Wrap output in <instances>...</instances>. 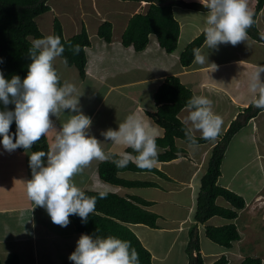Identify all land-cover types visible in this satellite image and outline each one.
<instances>
[{
    "label": "crops",
    "instance_id": "crops-1",
    "mask_svg": "<svg viewBox=\"0 0 264 264\" xmlns=\"http://www.w3.org/2000/svg\"><path fill=\"white\" fill-rule=\"evenodd\" d=\"M57 1L59 0L48 2L49 5L52 4L47 12L51 23L54 24L55 18L60 19L66 39L79 34L83 28L90 37V45L85 50V76L82 78L77 68L69 66L57 55L52 44L51 48L41 49L61 79L64 93L59 96L43 89L40 96H36L30 89L26 103L40 118L46 133L52 131L51 137L54 136L55 143L58 146L65 145L68 149L61 154L59 163L53 166L51 174H47L41 187L38 182L31 181L34 186L32 191L36 194L28 201L24 194L27 187H32L30 179H21L20 188L15 191L11 185L4 189L2 185L13 181L14 176L7 171L10 170L9 167L0 166V246L13 240L20 244L13 249L19 254L21 264H41L42 254L47 256L48 261H43V264H56L57 253L60 255L58 260H62L60 263L58 261V264L78 261L65 257V253L70 250L69 240L87 236L76 232L66 211L70 189H76L116 193L123 197L137 196L154 203L146 208L160 216L158 227L153 230L170 231L176 239L181 233L195 230L206 264H214L221 258L225 259L224 264H243L247 257L260 260L264 264V237L253 227L257 221L264 219V191L261 190V185V189L251 185L252 175L245 176L234 166L224 172L225 175L229 173L226 184H220L218 181V184L225 188L233 190L232 188L236 187L237 190L233 191L245 198L246 205L241 210L233 208L223 197L216 200L217 205L237 212V218L231 220L214 216L206 223L197 225L193 218L197 209L196 179L206 170L210 152L221 142L232 122L245 121L244 127L237 134L247 132L246 136L254 146L258 161L256 169H260L261 177L264 175V160L261 158V155H264V110L246 124L247 116L254 112L255 107L251 108V112H247V109L256 106L260 95L264 96V55L259 50L264 49V42L254 40L243 29H250L247 20L254 12L257 0H197L210 6L206 7L205 12L213 16L214 22L209 20L212 22L208 26L211 29L210 36L189 67L182 65L181 54L194 39L208 30L196 31L193 35L194 26L189 17L190 11L186 17L175 14L177 22L183 28V31L180 28L178 48L175 52L168 53L162 48L155 35L150 36L143 51H137L133 46L126 47L121 43V37L133 17L128 15V10L131 9V3L136 2L63 0L62 3L53 5ZM107 1L112 3L111 6L107 5ZM174 1L182 0H167L166 4H173ZM195 1L190 2L196 3ZM71 4V9H66V6ZM249 5L251 9H248ZM198 9L199 7L195 8ZM89 10H92L90 19L85 18ZM76 11L80 16L75 15ZM108 21L113 25V40L110 43L98 36L99 27ZM97 22L91 32L90 24ZM67 26L72 27L70 29ZM256 28L264 34V8L256 19ZM52 36L53 27L50 34L51 43ZM41 44L43 43L38 46ZM169 76L179 77L182 84L194 93L211 116V122L208 124L187 107L178 115L180 120L189 127L194 136L211 135L213 138L200 145H190L176 139L177 147L182 148L185 153L178 159L160 163L158 166L170 181L150 172L125 171L118 173L119 178L154 183L157 187L126 188L111 185L109 189L100 191L97 186H106L101 184L103 181L99 177L98 168L103 161L110 159L111 153H117L118 146L126 150L133 146L131 144L136 145L141 141L163 136V129L149 113L156 112L154 95ZM47 113L50 115L47 116ZM194 128H197L196 131ZM261 142L263 147L260 146ZM75 147H78L75 161L71 171L66 174V182L63 183L59 175ZM0 150L3 148L0 147ZM159 153L160 148L154 147L148 152H142V155L153 156ZM226 157L227 154L223 161L222 174L223 168L227 166ZM51 160L50 158L49 163ZM79 174H83L81 182L76 180ZM239 177H242L241 181L238 180ZM106 185L110 186L107 183ZM253 188H256V191ZM140 189L148 190L149 193L144 197L138 196L136 193ZM178 196H181L180 201H177ZM44 197H48V200L41 205L39 211L37 209ZM11 214L16 215V218L10 219ZM243 220L244 224L240 225ZM229 225L236 226L240 235L239 241L233 242L230 247H224L208 239L207 227ZM26 228L28 236L24 235ZM201 230L204 232V239L218 245L219 249L214 250L207 242L202 241ZM19 233L21 234L18 237H14V234ZM141 242L151 252L155 264H164V254H155L148 243L143 240ZM152 244L159 247L156 241ZM188 244L189 242L187 246ZM247 244L246 254L247 248L244 247ZM20 246L28 249L22 253ZM78 250L75 251L77 256ZM184 262L188 263L187 257Z\"/></svg>",
    "mask_w": 264,
    "mask_h": 264
},
{
    "label": "trees",
    "instance_id": "trees-1",
    "mask_svg": "<svg viewBox=\"0 0 264 264\" xmlns=\"http://www.w3.org/2000/svg\"><path fill=\"white\" fill-rule=\"evenodd\" d=\"M48 1L51 0H0V141L12 144L21 152L31 151L44 164H48L51 157L45 127L33 108L16 93L13 83L22 81L36 96H40L43 89L63 96V83L38 46L45 41V35L40 30L37 18L50 11ZM122 1L138 3L141 0ZM145 1L151 3L147 12L138 13L130 19L122 36V44L143 51L149 43V36L155 35L162 48L168 53L175 52L178 48L180 25L174 17L173 4H166L165 0ZM263 8L264 0H257L255 11L247 20L250 29L243 27L254 40L261 42H264V35L257 30L256 19ZM210 33V30L206 31L186 47L180 56L184 67L192 65ZM98 35L106 42H112V23H103L98 29ZM89 44V35L85 28L81 33L66 39L62 22L59 18L54 19V51L69 66L77 68L82 78L85 76L87 64L85 47ZM154 101L157 110L149 115L163 129V136L130 146L124 154L111 153L110 159L103 161L98 168L101 181L126 188L157 187L154 183L121 179L118 173L150 172L170 181L158 166L160 163L178 159L185 153L182 148L177 147L176 139L190 145H200L213 138L211 135L194 136L178 117L184 108L189 107L206 123L211 122V116L204 105L182 84L179 77H167L156 91ZM252 107H255L253 113ZM263 110L264 96L260 95L256 106L247 109L251 113L246 122ZM244 125L245 123L239 121L232 122L222 141L208 156L207 172L198 181L200 187L196 199L195 220L199 224L206 223L214 216L231 220L237 218V212L216 204L218 197H223L237 210L245 208L246 200L243 196L218 184L230 142ZM154 147L162 149L163 152L153 156L142 155V152H148ZM69 198L66 211L76 232L106 241L113 252L112 257L107 259L98 247L80 249L77 254L82 264H155L151 252L131 229V225H144L152 229L158 227L160 216L146 209L154 203L137 196L123 197L116 193L76 189H70ZM206 235L212 242L224 247H230L233 242L240 240L235 225L207 227ZM190 236L194 238L191 247L189 246L191 264H206L197 232L194 230ZM224 261L225 259L214 264H224ZM0 264H21L19 254L13 253L6 260L0 258ZM243 264L262 263L247 257Z\"/></svg>",
    "mask_w": 264,
    "mask_h": 264
},
{
    "label": "rangeland",
    "instance_id": "rangeland-1",
    "mask_svg": "<svg viewBox=\"0 0 264 264\" xmlns=\"http://www.w3.org/2000/svg\"><path fill=\"white\" fill-rule=\"evenodd\" d=\"M62 1L63 0H59L56 3H53V5L60 4V3H62ZM190 1H192V0L175 1V5H176L174 7L175 14L177 16L183 15L186 17L187 13L190 11L189 17L191 18L192 25L194 26L192 28L193 35H195L196 31L201 32V31H204L206 29H210V27H208V26L212 22L209 20H212L214 22L213 16L210 13L205 12V10H201L202 9L201 7L199 8V10H195L193 7H191L192 4H190ZM116 2H119V0H116ZM195 2L197 4H199L200 6H202L201 3H199L197 0ZM111 4L112 3L110 1H107V5L111 6ZM131 4H130L131 9L128 10L129 16H131V15L134 16V15L138 14L139 12H146L147 11V6L142 5L143 2L131 3ZM50 5H52V4L50 3ZM71 7H72V4L69 6H66V9L70 10ZM249 9H251L250 5H249ZM89 11H91V12H89ZM89 11L86 12L85 18H88V19L91 18L89 14L92 13V10H89ZM191 11H193V12H191ZM195 11H198V12H195ZM75 15L80 16V13L76 11ZM91 20H92V22H94L93 19H91ZM215 20L217 21V19H215ZM37 23L40 27L41 32L45 35V41L43 42V44H41L40 49H42L43 47H45L46 49L51 48L52 43L50 41V34H51V28L53 27V24L51 23L50 15L47 13L45 15L38 17ZM97 24H98V22L94 25L90 24L89 29L91 32L94 31ZM71 27L72 26H67V28H70V29H71ZM180 28H181V31H183V28L182 27H180ZM69 32H71V31H69ZM259 33L262 34L260 31H259ZM262 35H264V34H262ZM101 39H103V38H101ZM262 48H264V47H262ZM259 50L262 51V54L264 55V49L259 48ZM204 52H206V51H204ZM262 60L264 61V56H262ZM13 86H14L16 93L19 94L22 97L23 101L26 102L27 99L29 98L30 93H31L30 88L25 83H23L22 81H18V80L14 81ZM19 86H21L20 89H19ZM49 115H50V113H47V116H49ZM239 122L242 124L245 123L244 120H240ZM253 127H255V124ZM196 129L197 128H194V131H196ZM257 132H258V130H257ZM246 133L244 131H242L232 138V141L230 142V145L228 147V151L226 153L227 154V157H226L227 166L225 168H223V174L219 180V183L220 184H226L227 183V178H228L229 173H226V175H225L224 172H228L232 167L235 166V167H237V170H239V172H241L243 175H245V176H251L252 175V178H251L252 180L250 181L251 185L255 186V187L257 186L256 187L257 189H261V187H262L261 190L264 191V187H263L264 186V175L261 177L260 175L262 173H261L260 169L259 170L256 169V166H258V161L256 160L255 149H254V146L251 145L250 139L247 138ZM46 135H47L48 141L50 143V148H51V157L50 158L52 159L50 163L48 162L49 163L48 165H45L44 163H42V161L39 160L29 150H27L25 152H21V151L17 150L12 144H9L7 142H0V147L3 148V150H0V166L4 165L6 167H9L10 170L7 169V171L11 174V176H14L13 181H8L9 183L5 184L6 186L2 185V187L4 189H7L11 185V187L15 191L16 188H20V185L22 183L21 179H23L24 177H27V179H30L29 180L30 185H31V181L34 180V181L38 182V184L41 187V185L43 184V182L47 178L46 177L47 174H51L53 166H55L56 164L59 163L61 156H62L61 154L66 149H68V147L65 145L58 146L55 143L54 136L51 137V135H52L51 130H49L46 133ZM255 136H257V135H255ZM130 138L132 141L134 140V138H132V137H130ZM131 145H134V144H131ZM260 146L263 147V142L260 143ZM260 146H258V147H260ZM117 149H118L117 154H119V153L123 154L125 151L124 147H122V146H118ZM77 150H78V147H75L74 152H72L70 154V156L67 160V163H65L64 169L62 170V172L59 175V177L61 178L63 183L66 182L67 172L71 171V169H72V166H73L74 161H75V155L77 153ZM261 158H262V160H264V155H261ZM249 164H251V165H249ZM263 168H264V166H263ZM39 174H40V178H38ZM203 174L204 173L202 172L198 176L196 182H198L202 178ZM241 179H242V177L238 178V180H240V181H241ZM76 180L81 182L83 180V174H79L78 177L76 178ZM39 181H41V182L39 183ZM246 183H248V179H246ZM101 184L103 186H106V187H98L97 186L96 188L99 189L100 191H105V189H109L111 187V185L107 186L106 183H103V182ZM259 185H261V187H259ZM196 186L198 187V190H199L200 183L198 182L196 184ZM33 187L34 186H32L30 188L29 187L26 188L27 192H26V194H24L26 201H28L29 198H31L34 194H36L35 191H32ZM256 188H253V190L256 191ZM232 189L237 190L236 187H233ZM16 192H19V191H16ZM37 193H38V191H37ZM148 193H149L148 190L140 189L139 191H137L136 194L138 196L144 197ZM47 200H48V197H44L42 202H40V205H39L37 210L40 211L41 205H44L47 202ZM180 200H181V196H178L177 201H180ZM69 201H70V199L67 202H69ZM15 202L17 203V199ZM173 204H176V202H173ZM11 217L16 218V215H12V214L9 215V218L13 219ZM193 218H195V217H193ZM244 222H245L244 220L241 221L240 225H243ZM197 224L198 223L196 221V225ZM253 227L256 228L260 232L262 237H264V219L257 221ZM66 229H67V227H66ZM131 229L137 234V236L141 239V241L143 240L146 242V244L148 243V245H150L151 250H153L155 254H164V256H166L164 264H186L184 262V258H186V257L188 258L187 264H191L192 258H191V254L189 253V246L191 247V244L194 241V238L192 236H190L194 230L190 231V233L189 232L181 233V234H179L178 238L176 239L174 237V234L170 233V231H164L162 229H161V231H156V230H153V229H151L147 226H144V225H131ZM18 232L19 231H17V233ZM27 232H28V230L26 228V231L24 233L25 236H28L29 233H27ZM20 234L21 233L14 234V237H18ZM200 238L202 239L203 242H207V244H209V246L211 248H213L214 250L219 249L218 245H215L214 243L204 239L205 235H204L203 230H201ZM155 241L159 244V247L157 245L152 244L153 242L155 243ZM187 242H189L188 246H187ZM17 245H20V244L15 243L14 240L12 242L3 243L0 246V257H1V259L6 260L8 258V256L15 253L14 252L15 249H13V247L15 248V246H17ZM69 246H70V250H68L65 253V257H69L71 260H78L79 261V262L78 261L70 262L72 264H82V261L79 260V257L75 253V251L78 249L98 247L107 259H109L113 255V252L110 250L108 243L106 241L92 239L89 236H84L82 238H73V239L69 240ZM21 247H22V249H19V250L22 253L28 249V247L20 246V248ZM244 248H247L246 249V254H247L248 253V244ZM23 255H25V253ZM59 257H60V255L57 253L56 264H58V261H59L58 258ZM23 261L25 262L24 259H23ZM43 261L48 263L47 256L45 254H42V256H41V264H43ZM61 261L62 260H60L59 263Z\"/></svg>",
    "mask_w": 264,
    "mask_h": 264
},
{
    "label": "clouds",
    "instance_id": "clouds-1",
    "mask_svg": "<svg viewBox=\"0 0 264 264\" xmlns=\"http://www.w3.org/2000/svg\"><path fill=\"white\" fill-rule=\"evenodd\" d=\"M51 1H52V0H51ZM165 1H167V0H165ZM48 2H50V1H48ZM140 2H143L142 5H146L148 8H149V6H150V4H151L150 2L145 1V0H141ZM140 2H138V3H140ZM198 2L201 3L202 6H200V5L197 4V3L190 2V4H192L191 7H193V8H194V6H196L195 8H198V7L200 8V7H201V8H202L201 10H205V11L207 10L206 7H207V8L210 7L209 5H206L205 3L201 2V1H198ZM248 4H249V2H248ZM256 4H257V2H256ZM47 5L50 7V5H49L48 3H47ZM175 6H176V5H175V1H174V2H173V11H174V7H175ZM148 8H147V10H148ZM195 8H194V9H195ZM255 8H256V6H255ZM255 8H254V11H255ZM50 9H51V7H50ZM248 9H249V8H248ZM198 10H199V9H198ZM146 12H147V11H146ZM146 12H139V13H146ZM216 13H217V12H216ZM216 13H214V14H216ZM253 13H254V12H253ZM253 13H252V14H253ZM220 14H221V12H220ZM220 14H218V15H220ZM174 15H175V12H174ZM174 17H175V16H174ZM249 18H250V17H249ZM249 18H248V19H249ZM175 19H176V17H175ZM176 20H177V19H176ZM108 22H109V21H108ZM104 23H105V22H104ZM208 30L211 31V29H208ZM208 30H206V31H208ZM206 31H205V32H206ZM124 32H125V31H124ZM205 32H204V33H205ZM80 33H81V32H80ZM123 34H124V33H123ZM202 34H203V33H202ZM202 34H201V35H202ZM201 35H200V36H201ZM98 36H99V35H98ZM122 36H123V35H122ZM150 36H151V35H150ZM150 36H149V39H150ZM200 36H198V37H200ZM209 36H210V35H209ZM198 37H197V38H198ZM208 38H209V37H208ZM89 40H90V37H89ZM194 40H195V39H194ZM194 40H193V41H194ZM207 40H208V39H207ZM121 43H122V37H121ZM205 43H206V42H205ZM205 43H204V44H205ZM89 45H90V44H89ZM87 48H88V46L85 47V50H86ZM254 118H256V117H254ZM254 118H253V119H254ZM251 120H252V119H251ZM251 120H249V121H251ZM236 121H237V120H236ZM249 121H247V122H249ZM247 122H246V124H247ZM221 141H222V140H221ZM219 143H220V142H219ZM161 152H163L162 149H160V153H161ZM207 167H208V166H207ZM207 167L205 168L206 170H203V171H202V172L204 173L203 176H204L205 173L207 172ZM202 172H201V173H202ZM201 173H200V174H201ZM203 176H202V177H203ZM230 190H231V189H230ZM232 191H233V190H232ZM227 202H228V201H227ZM233 208H234V207H233ZM200 248H201V246H200ZM203 259H204V258H203ZM220 260H223V258H221ZM220 260H219V261H220ZM215 263H216V262H215Z\"/></svg>",
    "mask_w": 264,
    "mask_h": 264
}]
</instances>
